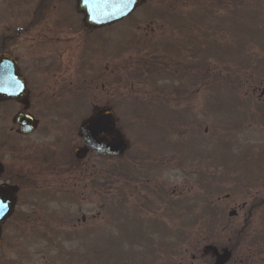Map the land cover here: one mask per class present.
<instances>
[{
	"label": "rangeland",
	"instance_id": "374dc122",
	"mask_svg": "<svg viewBox=\"0 0 264 264\" xmlns=\"http://www.w3.org/2000/svg\"><path fill=\"white\" fill-rule=\"evenodd\" d=\"M42 24L74 28L58 18ZM103 28L126 34L118 39L115 90L105 80L103 91L99 85L85 97L88 105L59 112L58 130L24 138L7 128L4 115L15 106H0V139L29 146L24 170L17 151L0 150L13 170L2 177L23 184L17 200L39 201L52 223L41 239L24 241L29 248L23 259L21 249L8 250L7 263L213 264L204 251L211 242L232 249L224 264H264V0H147ZM109 33L102 32L107 39L101 44L111 48ZM124 37L137 40L134 50ZM94 85L88 79L89 94ZM165 94L167 104L160 105ZM94 103L115 105L130 147L116 157L88 155L74 167L67 157L78 143V122ZM71 116L72 129L64 124ZM51 142L57 149L66 144L69 153L41 162L38 149ZM113 167L118 169L105 177ZM102 174L111 185L105 192L96 187ZM100 200L105 205L96 216ZM118 212L127 214L124 223L98 225L100 217ZM72 224L87 226V235L75 238ZM131 231L132 239H142L138 248L136 241L130 244Z\"/></svg>",
	"mask_w": 264,
	"mask_h": 264
},
{
	"label": "flooded vegetation",
	"instance_id": "af4514ba",
	"mask_svg": "<svg viewBox=\"0 0 264 264\" xmlns=\"http://www.w3.org/2000/svg\"><path fill=\"white\" fill-rule=\"evenodd\" d=\"M61 2H66L68 7L59 9L58 5ZM77 2L78 0H0V87L16 88L18 74L21 75L25 84V89H19L18 97L0 96V106L1 109L6 107L8 110L11 109L10 104L15 106V110L9 115L5 114L4 117L9 120L6 123L10 133L12 131L19 138L35 132L38 135L58 130L60 117L63 115L59 112L71 113L78 110L77 108L71 110L75 105L85 103L88 105L85 97L95 94L94 87L99 85L103 91L106 87L105 80L112 81L108 82V87L115 90L114 80L121 74L118 53L121 52L122 44L118 39L122 35L120 33L117 35L116 28H97L99 26L88 25L85 22L86 12L77 9ZM9 9L12 13L8 11ZM55 18H58L60 22H69L68 26L74 28H45L46 26L42 24L45 20L48 26V23ZM15 28L16 32L12 33ZM103 31L110 32L108 38H112L111 48L101 44V41L105 42L107 39V36L102 34ZM111 52L114 56L101 61ZM88 79L95 84L91 86L90 94L87 89ZM119 92V89L116 90L114 95ZM96 105V103L92 104L91 108ZM19 113L32 116L31 130L26 132L18 130L17 115ZM73 118L71 116V120L64 121V124L69 123L71 129L75 126ZM77 137L78 143L75 142L73 148L74 155L71 158L67 157L74 167H78L79 163L82 166V159L93 154L83 139L79 135ZM28 149V144H17L7 139H0V150L3 152L7 150V154L17 151L21 170H24V159L28 156ZM6 153L0 155V182L8 180L2 177L4 174H10L8 169L13 171L7 163L9 159L6 160ZM66 153H69L66 151V144L60 142V147L57 149L51 142L48 146L38 149V158L40 157L41 162L50 161ZM22 174H19L22 176L19 179L24 181ZM23 186L18 183L15 191ZM98 186L104 187L103 184ZM39 188H33L35 190L32 191ZM83 195L85 196V193ZM98 203L100 210L97 211L96 216L102 215L101 208L105 205V201L100 200ZM18 206L22 209L26 206L27 210L31 208V211H19L21 207ZM39 208H44L39 201L16 200L11 214L1 224L0 264H8L6 252L14 248L21 249V259H23L25 248H29V245L25 246L24 241L39 240L51 229L52 223L48 220L50 218L44 216L45 213ZM85 220L86 215L83 213L81 223ZM99 223L103 225L105 218L100 217ZM72 225L74 229L78 228L74 233L75 238L87 235V226ZM62 234L68 239L71 232ZM48 240H54L53 236L50 235Z\"/></svg>",
	"mask_w": 264,
	"mask_h": 264
},
{
	"label": "water",
	"instance_id": "95a60500",
	"mask_svg": "<svg viewBox=\"0 0 264 264\" xmlns=\"http://www.w3.org/2000/svg\"><path fill=\"white\" fill-rule=\"evenodd\" d=\"M140 2L142 0H107V2L101 3H94L93 0H80V6L87 9L89 14L87 20L90 23H101L125 15ZM9 82L11 83V80ZM8 91L15 95L19 92L16 88H11ZM22 122L29 124L30 119L26 118L24 121L23 118ZM27 124L23 127H28ZM79 133L97 153L118 154L128 146V141L116 125L113 112L108 108L97 109L84 119L80 125ZM11 189L12 187L9 185H0V201L6 205V207L0 209V222L11 210L14 201ZM234 211L231 210L230 213ZM206 248L212 249L216 255L215 263L217 264L226 261L231 254V251L227 248L223 249L222 252H219L216 246L213 245H207Z\"/></svg>",
	"mask_w": 264,
	"mask_h": 264
},
{
	"label": "snow or ice",
	"instance_id": "6c2138e0",
	"mask_svg": "<svg viewBox=\"0 0 264 264\" xmlns=\"http://www.w3.org/2000/svg\"><path fill=\"white\" fill-rule=\"evenodd\" d=\"M94 3H101V2H107V0H93ZM6 207V205L0 201V209Z\"/></svg>",
	"mask_w": 264,
	"mask_h": 264
}]
</instances>
